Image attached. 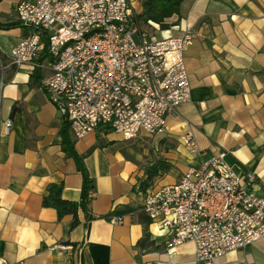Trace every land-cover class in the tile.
I'll return each mask as SVG.
<instances>
[{
    "label": "crops",
    "instance_id": "obj_1",
    "mask_svg": "<svg viewBox=\"0 0 264 264\" xmlns=\"http://www.w3.org/2000/svg\"><path fill=\"white\" fill-rule=\"evenodd\" d=\"M21 0H0V56L31 32L17 16ZM129 0L141 37L157 40L190 28L185 50L191 100L168 117V129L125 139L99 127L76 139L77 153L95 187L87 210L58 217L47 206L50 184L79 201L83 176L63 150L62 112L49 101L41 67L26 63L5 70L0 101V262L3 264H197L192 241L170 247V234L143 210L144 192L175 183L221 151L242 172H253L250 191L264 197V0H182L176 12L162 0L148 10ZM12 121L9 134L4 122ZM192 131L197 148L183 136ZM147 168L155 175L147 185ZM87 213L94 218L88 219ZM112 215L124 216L113 224ZM212 264H264V239L217 257Z\"/></svg>",
    "mask_w": 264,
    "mask_h": 264
},
{
    "label": "built area",
    "instance_id": "obj_2",
    "mask_svg": "<svg viewBox=\"0 0 264 264\" xmlns=\"http://www.w3.org/2000/svg\"><path fill=\"white\" fill-rule=\"evenodd\" d=\"M16 10L31 32L8 63L0 56V101L9 66H42L36 60L44 38L53 61L43 88L76 139L101 126L128 140L164 133L168 117L191 100L185 61L194 41L190 28L157 40L141 37L129 0H21ZM11 127L6 120L4 133ZM183 139L197 148L192 131ZM227 155L221 151L179 181L144 192L143 210L169 232V246L192 241L197 264L264 239V197L250 191L256 175L239 170ZM109 220L122 224L124 216Z\"/></svg>",
    "mask_w": 264,
    "mask_h": 264
},
{
    "label": "trees",
    "instance_id": "obj_3",
    "mask_svg": "<svg viewBox=\"0 0 264 264\" xmlns=\"http://www.w3.org/2000/svg\"><path fill=\"white\" fill-rule=\"evenodd\" d=\"M156 0H145L144 4L145 7L150 10L155 5ZM182 0H162L163 7H166L170 11V13L176 12L178 10V6ZM45 46L44 49L39 57V61H43L46 59L49 54V43L46 38H44ZM70 123L68 120H64L63 125V140H62V147L63 150L67 153V155L74 157L77 160L79 169L83 176V184L81 190V197L79 201H70L65 200L62 197L63 191V184H50L48 187L49 195L47 198V206L53 207L58 212V217L61 219L66 215L73 216V222L71 224V228H75L79 225V218L78 212L80 209L87 210L88 208V201L90 199L91 194L94 192L95 187L93 185V180L89 174V171L85 165L84 158L80 156L76 149L75 144L71 134ZM148 172V180L146 187L149 186V181L155 175V171L152 168H147ZM87 218L92 219L94 218L92 215L87 213Z\"/></svg>",
    "mask_w": 264,
    "mask_h": 264
}]
</instances>
